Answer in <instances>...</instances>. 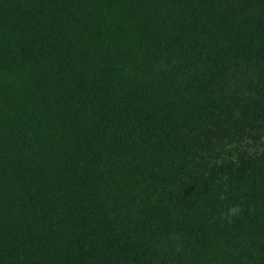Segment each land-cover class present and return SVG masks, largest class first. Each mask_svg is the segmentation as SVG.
<instances>
[{"label":"trees","instance_id":"obj_1","mask_svg":"<svg viewBox=\"0 0 264 264\" xmlns=\"http://www.w3.org/2000/svg\"><path fill=\"white\" fill-rule=\"evenodd\" d=\"M0 264H264V0H0Z\"/></svg>","mask_w":264,"mask_h":264}]
</instances>
